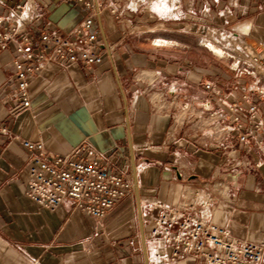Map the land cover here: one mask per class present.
Listing matches in <instances>:
<instances>
[{
	"label": "crops",
	"instance_id": "crops-1",
	"mask_svg": "<svg viewBox=\"0 0 264 264\" xmlns=\"http://www.w3.org/2000/svg\"><path fill=\"white\" fill-rule=\"evenodd\" d=\"M91 1L103 6L93 26L101 63L44 65L30 79L29 109L11 97L18 84L13 47L0 51V129H7L0 131V264H147L145 222L158 211L151 203L171 206L187 188H210L213 180L232 195L214 193L213 222L264 245V128L245 145L209 117L264 87L231 69L235 35L264 46V0L150 4L166 17L130 10V0ZM16 4L28 9L34 43L39 30L67 34L86 14L64 0H6L0 15ZM208 82L219 97L205 90ZM21 140L53 155L77 151L75 159L126 176L132 191L102 219L65 202L41 208L25 194L31 163ZM227 144L237 149L232 160Z\"/></svg>",
	"mask_w": 264,
	"mask_h": 264
},
{
	"label": "built area",
	"instance_id": "built-area-1",
	"mask_svg": "<svg viewBox=\"0 0 264 264\" xmlns=\"http://www.w3.org/2000/svg\"><path fill=\"white\" fill-rule=\"evenodd\" d=\"M64 1L85 8V16L67 34L56 29L39 30V43H34L25 29L28 10L25 4H16L0 15V51H6L11 45L16 54L12 65L18 84L11 97L24 109L31 105L30 79L44 65L80 63L91 68L102 61L93 26L103 6L94 5L91 0ZM5 4L6 0H0V6ZM136 4L130 0L129 9L150 10L151 2ZM233 38L231 69L238 75L264 80V46L246 42L237 35ZM204 88L219 97L213 82L204 84ZM251 96H256L258 102H252ZM220 106L209 117L215 119L221 132L234 134L238 143L248 145L263 133L264 115H260V107H264V87L249 88L243 100ZM0 131L6 133L7 129ZM20 144L31 163L25 194L41 208L53 210L65 202L89 217L102 219L132 191V183L126 176L108 170L98 161L75 159L77 151L60 156L48 153L40 142L21 140ZM222 149L228 150L230 160L236 155L235 145H222ZM214 193L224 200L232 197L228 184L213 180L210 188L206 185L187 188L171 206L157 201L151 203L158 211L145 222L150 224L146 239L147 264H262L264 245L241 239L213 222L212 205L218 198Z\"/></svg>",
	"mask_w": 264,
	"mask_h": 264
},
{
	"label": "rangeland",
	"instance_id": "rangeland-1",
	"mask_svg": "<svg viewBox=\"0 0 264 264\" xmlns=\"http://www.w3.org/2000/svg\"><path fill=\"white\" fill-rule=\"evenodd\" d=\"M141 1H145V2H148L149 4H150V2L153 4V2H161L160 0H135V2L137 3V4H140L139 2H141ZM149 9L150 10H152L153 12H155V13H157V14H159L158 12H156L154 9H152L151 7H149ZM175 14V13H174ZM160 15V14H159ZM160 16H162V17H166V16H171V15H169V14H167V15H160ZM174 16V15H173Z\"/></svg>",
	"mask_w": 264,
	"mask_h": 264
},
{
	"label": "bare ground",
	"instance_id": "bare-ground-1",
	"mask_svg": "<svg viewBox=\"0 0 264 264\" xmlns=\"http://www.w3.org/2000/svg\"><path fill=\"white\" fill-rule=\"evenodd\" d=\"M160 1H161V2H165L166 0H160ZM161 10H162V9H161ZM203 43H205V44H206V42H204V41H203ZM214 49H215V48H214Z\"/></svg>",
	"mask_w": 264,
	"mask_h": 264
}]
</instances>
